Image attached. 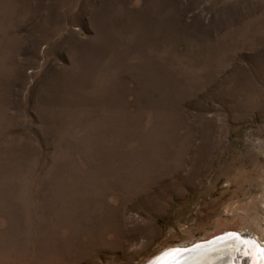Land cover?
<instances>
[{"label":"rangeland","instance_id":"1","mask_svg":"<svg viewBox=\"0 0 264 264\" xmlns=\"http://www.w3.org/2000/svg\"><path fill=\"white\" fill-rule=\"evenodd\" d=\"M224 227L264 245V0H0V264ZM223 243L164 264L261 255Z\"/></svg>","mask_w":264,"mask_h":264},{"label":"bare ground","instance_id":"2","mask_svg":"<svg viewBox=\"0 0 264 264\" xmlns=\"http://www.w3.org/2000/svg\"><path fill=\"white\" fill-rule=\"evenodd\" d=\"M224 229H229V231H231V232H226V233H224V232H215L216 234H209V235H206L204 238H202L203 240H207L208 238H210L211 236L213 237V236H218V238L216 239V240H213L211 243H213V244H211L210 246H214V245H217V244H220V243H223V242H225V243H223V244H230V243H232L233 241H237L238 242V245H240V246H245V247H248L249 249H258V250H260L261 251V255L259 256V257H257V256H255V255H253V254H251V256H252V261H251V264H264V255H262V254H264V251L262 250V249H260V247L259 246H261V244L260 243H258V241H257V234L256 233H254V231L253 232H251V231H247V232H243V231H241L239 228H235V227H224ZM232 229L234 230V231H232ZM218 233V234H217ZM224 233V234H223ZM222 234V235H221ZM216 236V237H217ZM234 237V238H233ZM232 238V239H231ZM224 239H226V240H224ZM229 239V240H228ZM203 240H200V239H198V240H192V241H190L189 243H192V242H198V241H203ZM218 241H220L219 243H218ZM188 242L187 243H183V244H177V245H174V246H168V247H165V248H163L161 251H159L156 255H154V256H152L151 258H149L147 261H146V263L145 264H159V263H161V261H163L164 259V262L162 263V264H164L166 261H167V259L168 258H165L166 257V255H168L169 253H170V251H173L172 250V247H181V246H185V245H188L189 244ZM200 249H203V248H200ZM200 249H197V250H193V251H198V250H200ZM208 248H206V249H203V250H200V251H198V253H203V252H205V250H207ZM192 252V251H191ZM228 253H230V254H228ZM231 253H235V251H232V252H225V253H223V254H221V256L222 257H224V256H229V255H231ZM180 254H182L181 252H179L178 254H174V255H172V257H174V256H176V255H180ZM208 258V260H206V262L207 263H205V264H214L213 262H208V261H210L211 259L210 258H212V257H207ZM215 259V258H214ZM234 259V256L232 255V259H231V261H230V263L229 264H240V263H242L244 260H242V262L241 261H239V260H236V261H234L233 260ZM239 259V258H238ZM234 261V262H233ZM197 263V261H194V263L193 264H196ZM225 263H227L226 261H225ZM174 264H188V262H186V263H181V261H176ZM220 264H223V263H220Z\"/></svg>","mask_w":264,"mask_h":264},{"label":"water","instance_id":"3","mask_svg":"<svg viewBox=\"0 0 264 264\" xmlns=\"http://www.w3.org/2000/svg\"><path fill=\"white\" fill-rule=\"evenodd\" d=\"M217 236V235H216ZM216 236H213V237H210V238H208L207 240H203V241H198V242H192V243H189L188 245H185V246H181V247H172V250L173 251H170V253L168 254V255H166V257L165 258H170L172 255H174V254H178L179 252H181V253H187V252H191V251H193V250H197V249H200V248H209V246L211 245V244H213V243H211L213 240H216L217 238H218V236L216 237ZM224 240H226V239H224ZM220 241H218V243H219ZM246 256H250V255H246ZM252 257V256H251ZM165 260V259H164ZM164 260L163 261H161V263H159V264H162L163 262H164ZM234 261H236V260H239V261H241L242 262V260H241V257H239V259H238V257L237 258H234L233 259ZM233 261V262H234Z\"/></svg>","mask_w":264,"mask_h":264},{"label":"flooded vegetation","instance_id":"4","mask_svg":"<svg viewBox=\"0 0 264 264\" xmlns=\"http://www.w3.org/2000/svg\"><path fill=\"white\" fill-rule=\"evenodd\" d=\"M259 247H260V249H262L264 251V245L261 244V246H259ZM262 255H264V254H262Z\"/></svg>","mask_w":264,"mask_h":264}]
</instances>
